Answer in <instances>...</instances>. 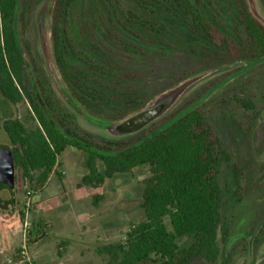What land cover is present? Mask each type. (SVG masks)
Masks as SVG:
<instances>
[{
  "label": "rangeland",
  "instance_id": "rangeland-1",
  "mask_svg": "<svg viewBox=\"0 0 264 264\" xmlns=\"http://www.w3.org/2000/svg\"><path fill=\"white\" fill-rule=\"evenodd\" d=\"M55 2L25 0L21 9L28 12L18 31L32 75L54 93L56 117L74 132L88 133L95 143H127L134 133L112 135L105 125L198 76L161 116L142 129L151 132L194 106L202 109L230 154L229 161L221 162L218 174L222 226L218 232L221 256L215 264H264V59L224 60L172 9L156 15L162 30L152 33L143 27L149 17L130 0H77L70 15L76 41L115 61L117 72L136 74L129 79L114 78L76 63L88 85L99 89L103 83L114 86L112 95L120 102L113 107L92 102V109L86 110L70 96L54 62ZM245 3L264 27V0ZM223 7L224 13H233L231 1ZM242 100L249 105L245 107ZM7 118H18L29 130L37 126L26 100L14 105L0 97V146H11L2 129ZM84 163V152L67 146L58 156L55 172L40 188L15 167L12 202L8 203V189L0 191V264H107L95 248L123 242L129 226L143 219L140 204L149 169L139 166L107 178L98 188H82L80 179L87 172ZM35 224L44 232L42 237L30 235ZM188 243L180 240L182 245Z\"/></svg>",
  "mask_w": 264,
  "mask_h": 264
},
{
  "label": "trees",
  "instance_id": "trees-1",
  "mask_svg": "<svg viewBox=\"0 0 264 264\" xmlns=\"http://www.w3.org/2000/svg\"><path fill=\"white\" fill-rule=\"evenodd\" d=\"M24 1L0 0V97L14 105L26 100L37 120V126L30 130L18 118L2 122L11 145L5 146L12 153L15 167L25 179L43 187L55 172L60 153L73 146L84 152L87 168L79 185L98 188L117 173L145 165L149 175L144 180L140 204L143 219L129 226L123 242L102 244L95 252L107 264H215L221 256L218 174L221 162L229 161L230 154L205 113L194 106L168 125L134 133L127 143H95L88 133L79 134L64 126L54 114L58 103L53 91L41 79L34 78L20 43L18 24L28 12L27 8L21 9ZM130 1L149 17L143 23L149 32H160L162 26L156 15L172 9L224 60L264 59V27L248 10L245 0ZM226 1L233 4L231 15L223 12ZM76 2H55L51 31L54 62L70 96L86 110L92 109V102L113 107L120 103L111 92L115 87L105 83L100 89L88 85L84 72L75 64L114 78L129 79L136 74L117 72L119 65L115 61L94 54L76 41L70 22ZM242 104L249 105L244 100ZM71 105L75 107L74 102ZM35 233L38 238L44 235L36 224L30 235ZM225 235L223 230L224 241ZM181 239L189 243L182 245Z\"/></svg>",
  "mask_w": 264,
  "mask_h": 264
},
{
  "label": "water",
  "instance_id": "water-1",
  "mask_svg": "<svg viewBox=\"0 0 264 264\" xmlns=\"http://www.w3.org/2000/svg\"><path fill=\"white\" fill-rule=\"evenodd\" d=\"M198 76L186 79L178 85L171 87L156 96L152 104L129 114L128 116L105 125L106 130L112 135L120 136L133 134L144 128L146 125L161 116L180 96V94ZM15 187V164L10 149L7 146H0V191L8 189L12 202V195Z\"/></svg>",
  "mask_w": 264,
  "mask_h": 264
},
{
  "label": "crops",
  "instance_id": "crops-1",
  "mask_svg": "<svg viewBox=\"0 0 264 264\" xmlns=\"http://www.w3.org/2000/svg\"><path fill=\"white\" fill-rule=\"evenodd\" d=\"M43 187H44V186H43ZM80 187H82V188H83V187H87V188H88L89 186H80Z\"/></svg>",
  "mask_w": 264,
  "mask_h": 264
}]
</instances>
